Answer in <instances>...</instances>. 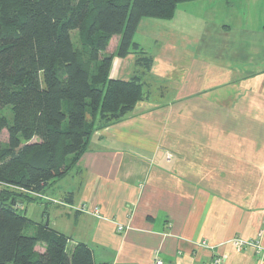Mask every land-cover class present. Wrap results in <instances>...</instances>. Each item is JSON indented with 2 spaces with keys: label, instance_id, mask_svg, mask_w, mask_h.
<instances>
[{
  "label": "crops",
  "instance_id": "crops-1",
  "mask_svg": "<svg viewBox=\"0 0 264 264\" xmlns=\"http://www.w3.org/2000/svg\"><path fill=\"white\" fill-rule=\"evenodd\" d=\"M191 27L148 33L152 49L135 41L153 59L147 99L92 133L76 166L43 193L58 203L33 194L18 203L69 246H88L94 264H264L229 243L264 246V28L245 64L224 68L216 33ZM121 62L112 59L111 79L131 76Z\"/></svg>",
  "mask_w": 264,
  "mask_h": 264
},
{
  "label": "trees",
  "instance_id": "trees-1",
  "mask_svg": "<svg viewBox=\"0 0 264 264\" xmlns=\"http://www.w3.org/2000/svg\"><path fill=\"white\" fill-rule=\"evenodd\" d=\"M190 1L0 0V133L7 134L0 142V264H94L88 246H69L18 203L43 195L76 166L95 130L147 99L143 78L153 59L133 40L138 22L169 20ZM115 36L116 51L107 54ZM130 53L134 73L111 79L112 59ZM7 107L11 123L1 114Z\"/></svg>",
  "mask_w": 264,
  "mask_h": 264
},
{
  "label": "rangeland",
  "instance_id": "rangeland-1",
  "mask_svg": "<svg viewBox=\"0 0 264 264\" xmlns=\"http://www.w3.org/2000/svg\"><path fill=\"white\" fill-rule=\"evenodd\" d=\"M144 21L146 28L141 26ZM174 26H192V30L194 28L202 29V32L207 31L210 34L212 32L216 33L215 39L217 45L212 48L218 53L216 55H218L219 64H223L224 68H227L229 65L240 66L245 64L244 58H247L251 49L255 48L253 43H250V40L254 38V40H257L258 37L254 36L253 33L260 32L261 28H264V0H195L179 3L175 7L173 17L169 20L141 18L136 28L137 33L134 36V41L145 38L143 46L152 49V44L149 41L151 37H148V33L154 35V32H168ZM139 29L141 30L138 31ZM71 38L74 47L79 49L78 33L72 31ZM260 43L261 45L256 48H262V42ZM117 45L118 41L116 38H111L108 44L107 54H114ZM143 46L140 47L145 51ZM146 54L148 53L146 52ZM129 56L131 58H128ZM222 59L223 61H221ZM134 60L135 55L132 53L121 58L123 64L121 62L120 69L132 75L135 69ZM148 83L150 88L156 87L150 81ZM157 89L159 91L162 90L161 87ZM1 114L11 123L12 112L10 108L3 109ZM6 141L7 134L3 130L0 133V142L5 144ZM48 200L58 203V201L50 197H48ZM91 214L97 216V214L99 215V211L93 208Z\"/></svg>",
  "mask_w": 264,
  "mask_h": 264
},
{
  "label": "built area",
  "instance_id": "built-area-1",
  "mask_svg": "<svg viewBox=\"0 0 264 264\" xmlns=\"http://www.w3.org/2000/svg\"><path fill=\"white\" fill-rule=\"evenodd\" d=\"M33 196L37 199H44L46 201H49L47 197H44V195H41V194H33ZM51 202H53V201H51ZM75 210L79 213L91 214V211H89L83 205H81L80 207H77ZM95 217L100 218V215L97 214V216H95ZM123 229L124 228L122 225L116 226L117 232H120ZM229 243H231L237 249H242L245 247L252 248L254 250L255 254L259 257L264 255V246L259 241L255 242V241H251V240H242L240 238H233L229 241ZM202 246L209 248L204 243H202ZM224 262H225V257H223V256L216 257L212 260V264H224ZM155 264H163V263L160 260H155Z\"/></svg>",
  "mask_w": 264,
  "mask_h": 264
},
{
  "label": "water",
  "instance_id": "water-1",
  "mask_svg": "<svg viewBox=\"0 0 264 264\" xmlns=\"http://www.w3.org/2000/svg\"><path fill=\"white\" fill-rule=\"evenodd\" d=\"M45 225H47V223H45Z\"/></svg>",
  "mask_w": 264,
  "mask_h": 264
}]
</instances>
